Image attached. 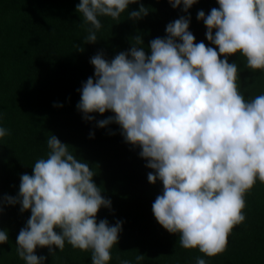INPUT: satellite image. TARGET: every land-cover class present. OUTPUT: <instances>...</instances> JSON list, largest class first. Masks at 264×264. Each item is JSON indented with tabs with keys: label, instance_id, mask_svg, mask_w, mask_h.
Segmentation results:
<instances>
[{
	"label": "clouds",
	"instance_id": "9594fccd",
	"mask_svg": "<svg viewBox=\"0 0 264 264\" xmlns=\"http://www.w3.org/2000/svg\"><path fill=\"white\" fill-rule=\"evenodd\" d=\"M137 2L81 0L76 11L90 25L84 43L98 41L96 33L103 27L98 17L119 20ZM197 2L169 0L188 15L168 23L166 36L150 41V55L137 35L129 50L111 60L103 51L91 57L94 77L77 90V108L85 121L96 120L90 113H114L97 125L118 124L125 142L139 147L146 167L154 170L148 181L162 182V194L152 204L158 223L178 234L181 247L214 257L227 250L234 227L245 222L246 193L257 180L264 183V94L246 100L237 84L238 65L228 59L239 52L247 68L264 70V0H218L219 8L207 15L198 11L207 40L218 50L197 43L189 30V9ZM148 14L140 3L128 18ZM77 50L84 49L77 45ZM8 135L0 127V138ZM47 145V158L35 162L32 174L21 175L18 194L0 201V213L3 205L17 204L21 213L31 211L16 237L18 256L26 264H45L47 256H38L37 248L47 247L54 255L67 241L91 250V264H108L124 221L97 222L100 209H111L112 201L102 196L96 174L57 136L48 137ZM8 240L7 231L0 230V245ZM144 258L117 257L120 264H142ZM195 264L207 261L197 257Z\"/></svg>",
	"mask_w": 264,
	"mask_h": 264
},
{
	"label": "trees",
	"instance_id": "16d2710c",
	"mask_svg": "<svg viewBox=\"0 0 264 264\" xmlns=\"http://www.w3.org/2000/svg\"><path fill=\"white\" fill-rule=\"evenodd\" d=\"M80 2L0 0V127L10 131L0 138V201L5 195L18 194L21 175L32 174L35 162L47 158V139L55 135L78 160L89 164L102 196L112 201L111 209H100L97 222L124 221L108 264H120L117 257L134 260L139 254L145 256L142 264H195L197 257L207 264H264V183L257 180L246 193V220L234 227L224 253L208 257L198 248L185 249L178 234L169 233L153 214L152 204L162 194L163 184L148 181V173L154 170L146 167L141 149L125 142L118 124L97 125L114 113H90L96 120L85 121L77 108L81 99L77 90L88 77H94L91 57L103 51L111 60L129 50L137 35L142 36L141 47L150 55V41L166 36L168 23L188 13L182 6L173 8L169 0H138L119 20L98 17L103 25L96 33L98 41L84 43L90 25L76 11ZM140 3L149 8V14L140 20L129 19L128 12L138 10ZM212 8H219L218 0H198L189 9V30L197 43L203 41L218 50L207 40L203 21L197 19L199 10L207 15ZM77 45L84 50H77ZM228 59L238 65L237 84L246 100L264 94V70L247 68L239 52ZM3 207L0 230L7 231L9 240L0 245V264H26L16 252V237L31 211L21 213L19 204ZM36 254L47 256L45 264H91L92 252L73 248L66 241L64 250L57 248L54 255L47 247H38Z\"/></svg>",
	"mask_w": 264,
	"mask_h": 264
}]
</instances>
